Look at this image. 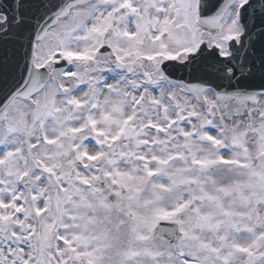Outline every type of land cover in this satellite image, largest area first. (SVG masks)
Listing matches in <instances>:
<instances>
[{
	"label": "snow or ice",
	"instance_id": "1",
	"mask_svg": "<svg viewBox=\"0 0 264 264\" xmlns=\"http://www.w3.org/2000/svg\"><path fill=\"white\" fill-rule=\"evenodd\" d=\"M0 264H264V0H0Z\"/></svg>",
	"mask_w": 264,
	"mask_h": 264
}]
</instances>
